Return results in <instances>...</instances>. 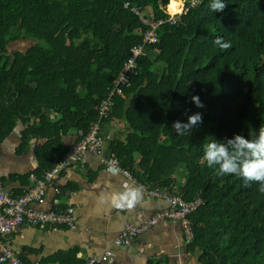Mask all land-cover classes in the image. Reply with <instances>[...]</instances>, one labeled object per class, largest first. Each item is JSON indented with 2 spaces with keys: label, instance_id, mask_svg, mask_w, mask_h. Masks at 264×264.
I'll return each mask as SVG.
<instances>
[{
  "label": "trees",
  "instance_id": "trees-1",
  "mask_svg": "<svg viewBox=\"0 0 264 264\" xmlns=\"http://www.w3.org/2000/svg\"><path fill=\"white\" fill-rule=\"evenodd\" d=\"M169 1L0 0V143L18 123L20 149L45 137L33 146L34 185L69 150L60 132L86 134L100 118L103 141L104 126L123 120L125 134L110 144L119 166L149 189L202 201L188 214L186 242L200 264H264V192L216 176L203 161L212 137L264 127V0H227L222 13L199 0L175 23ZM158 20L157 41L144 44ZM218 36L231 48L221 51ZM25 40V50L13 49ZM143 44L136 73L110 95L131 49ZM106 100L111 109L99 117ZM196 112L202 122L175 133L173 122Z\"/></svg>",
  "mask_w": 264,
  "mask_h": 264
},
{
  "label": "crops",
  "instance_id": "crops-1",
  "mask_svg": "<svg viewBox=\"0 0 264 264\" xmlns=\"http://www.w3.org/2000/svg\"><path fill=\"white\" fill-rule=\"evenodd\" d=\"M126 128L125 122L116 118L107 123L102 129L101 151L85 152L77 162L64 168L47 187L44 202L35 205L49 209L57 202L62 207L71 199L75 228L45 231L24 225L7 236L12 250L23 260L29 264H85L90 257L110 250L112 258L102 264H200L198 253L188 248L178 223L158 222L137 236L127 249L113 244L126 224L140 225L168 206L165 200L150 196L144 188L142 199L132 209H116L111 205L109 197L114 190H123L126 185L140 187L119 170L113 174L105 162L113 155L111 141L123 136ZM21 129L18 123L0 143V184L13 194L22 193L31 185L38 168L33 146L46 140L32 139L27 148L20 149ZM78 134L74 129L65 134L60 132L59 141L71 150ZM25 175L28 177L24 178Z\"/></svg>",
  "mask_w": 264,
  "mask_h": 264
},
{
  "label": "built area",
  "instance_id": "built-area-1",
  "mask_svg": "<svg viewBox=\"0 0 264 264\" xmlns=\"http://www.w3.org/2000/svg\"><path fill=\"white\" fill-rule=\"evenodd\" d=\"M178 1L180 2L179 12L173 13L169 10V3L164 7L169 22L175 23L177 16L186 14L192 6H195L199 2V0ZM186 2H188V5ZM133 10L138 13L137 9L134 8ZM142 21L148 23L146 19H142ZM162 23V20L149 22L150 28L144 34V44H153L157 41V28ZM144 44L134 46L131 49V55L124 63L118 78L114 82V88L113 91L110 92V95H113L114 91L121 92L119 87L128 84L130 76L136 73V59L143 54ZM110 109L111 101L106 100L102 102L98 107L99 117L106 116ZM99 122L100 118L91 125L90 130L86 134H82V132L79 131L80 139L77 140L71 150H69L51 169L44 172L42 180H36L35 184L27 188L22 194L15 195L0 185V264H28V262L23 260L12 250L9 240L7 239L8 235L20 230L24 225L45 231L58 227L75 228L74 207L71 203V199L68 198V202L62 207L57 202L49 209H39L35 207V205L44 202L47 187L54 183L64 168L77 162L80 156L85 152L98 153L101 151L103 141L99 135ZM105 162L107 167L115 168L130 177L134 182H137L126 169L119 166L117 160L113 158V156L106 159ZM32 180H35V177H32ZM138 184L140 188H144L150 196L166 200L168 207L157 210L140 225L126 224L114 239L113 244L119 249H127L137 236L147 232L158 222L164 220L178 223L183 231L185 242H191L193 233L190 229L188 214L193 213L202 201L199 199L186 202L177 196H169L157 189H149L143 184ZM111 258L112 252L106 250L98 257H90L85 264H102L109 262Z\"/></svg>",
  "mask_w": 264,
  "mask_h": 264
},
{
  "label": "clouds",
  "instance_id": "clouds-1",
  "mask_svg": "<svg viewBox=\"0 0 264 264\" xmlns=\"http://www.w3.org/2000/svg\"><path fill=\"white\" fill-rule=\"evenodd\" d=\"M227 0H209L208 8L212 13H222L227 6ZM173 13L179 12V5L173 3ZM214 44L221 51L231 48V43L222 37H216ZM196 107H203L198 95L191 97ZM202 122L199 112L187 116L186 122L176 120L172 124L175 133H190L191 129ZM203 161L214 174L220 176H234L240 178L245 186L251 182L259 184V191L264 192V127H259L245 136L233 133L231 137L211 140L203 145ZM110 171L116 174L117 169ZM111 205L116 209H132L142 199L140 187L126 185L123 190H114L110 197Z\"/></svg>",
  "mask_w": 264,
  "mask_h": 264
},
{
  "label": "rangeland",
  "instance_id": "rangeland-1",
  "mask_svg": "<svg viewBox=\"0 0 264 264\" xmlns=\"http://www.w3.org/2000/svg\"><path fill=\"white\" fill-rule=\"evenodd\" d=\"M25 43H27V45H29L31 43L30 40H25L23 41V44H21V42H13V49L16 47V48H22L25 50ZM10 48V47H9ZM13 49H9L10 51H12Z\"/></svg>",
  "mask_w": 264,
  "mask_h": 264
},
{
  "label": "bare ground",
  "instance_id": "bare-ground-1",
  "mask_svg": "<svg viewBox=\"0 0 264 264\" xmlns=\"http://www.w3.org/2000/svg\"><path fill=\"white\" fill-rule=\"evenodd\" d=\"M173 3H175V4H177V5H180V3L179 2H175V1H170V4L168 5V8H169V10H171L170 8V6L173 4Z\"/></svg>",
  "mask_w": 264,
  "mask_h": 264
}]
</instances>
